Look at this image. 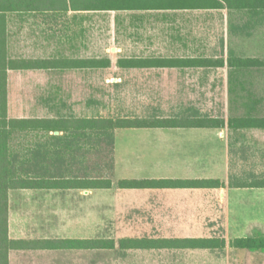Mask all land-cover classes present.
Segmentation results:
<instances>
[{"label": "rangeland", "instance_id": "obj_1", "mask_svg": "<svg viewBox=\"0 0 264 264\" xmlns=\"http://www.w3.org/2000/svg\"><path fill=\"white\" fill-rule=\"evenodd\" d=\"M220 38L194 37V48L205 47L209 50L205 54L218 56V52L211 49L220 50ZM222 39L226 56L264 60V25H257L251 36L231 35ZM150 53L113 52L108 55L115 62L118 57ZM156 53L161 56L194 54L183 51ZM229 71L227 65L183 70L106 68L101 74V71L88 72L85 91L77 94L80 98L49 101V105H53L55 116L181 118L196 110L201 115L225 122L242 116L264 118V71L251 70L232 76ZM99 76L102 77L98 79ZM113 76H120L122 82L119 85L105 82L107 77ZM11 112L16 113L14 108ZM148 132L116 130L114 139L118 153L134 150L136 141ZM193 135L191 174L194 178H218L223 187L198 191L120 188L119 178L129 175L127 160L118 157L113 147H104V143L98 145L92 140L85 144L91 147L86 162L81 161L80 165L73 162L70 166L71 176L79 171L81 176L109 178L111 187L87 189L86 192L56 191L55 237L112 238L116 242L127 237H217L224 239L222 247L56 251L55 264H264V251L235 248L231 244L239 237H264V188L231 186L236 182L249 183L264 178V130L230 131L225 126L198 130ZM72 160L77 161L74 157ZM157 167L161 169L160 165ZM179 172L177 170L176 174Z\"/></svg>", "mask_w": 264, "mask_h": 264}, {"label": "crops", "instance_id": "obj_2", "mask_svg": "<svg viewBox=\"0 0 264 264\" xmlns=\"http://www.w3.org/2000/svg\"><path fill=\"white\" fill-rule=\"evenodd\" d=\"M254 3L251 0H0V51L5 57L0 68L5 73L8 115L46 119L45 125L17 131L9 144L14 175L46 180L47 186L8 190V238L20 242L18 247L9 249L8 264H55L56 251L85 250L53 247L56 191L86 192L87 189L48 185L56 177H85L79 171L71 176L72 156L79 165L86 162L85 150L71 153L70 144L54 140L55 134L63 132L55 131L53 125L49 127L48 121L55 117L49 101L80 98L77 94L85 91L88 72L101 71V74L106 68L192 69L154 66L144 60L127 59L119 63L120 57L114 62L108 54L194 51V37L253 35L254 28L242 32L240 26L243 21L256 18L251 12ZM132 57L135 55L127 56ZM105 82L119 85L122 80L113 76ZM223 128H127L149 132L136 141L135 149L130 152L118 153L114 139L112 147L118 157L127 160L129 172L119 179H218L194 178L191 174L193 132ZM81 146L84 149L85 143L78 141L72 147ZM57 148L63 150L57 154ZM56 157L64 160L60 172L55 169ZM177 170L181 172L176 174ZM200 189L215 188L144 190Z\"/></svg>", "mask_w": 264, "mask_h": 264}, {"label": "trees", "instance_id": "obj_3", "mask_svg": "<svg viewBox=\"0 0 264 264\" xmlns=\"http://www.w3.org/2000/svg\"><path fill=\"white\" fill-rule=\"evenodd\" d=\"M255 3L252 7V15L256 18L248 19L241 23L242 32H250L257 25H264V0H251ZM241 36H251L241 35ZM219 39L220 50L215 54H205L207 48H194L193 55L178 56H161L159 53L151 52L148 55H140L132 58L120 57L118 62L146 61L154 66H178L193 67L194 69L203 68H219L228 66L230 68V76L235 73L250 72L251 70L264 71V60L260 58L247 57L237 58L226 56L224 42ZM201 53V54H199ZM5 62V57L0 51V65ZM163 65V66H164ZM46 119L37 118H12L7 112V90L5 73L0 68V264H8V251L11 248L18 247L19 241H13L8 238V195L7 192L11 188H36L46 187V180L20 178L14 174V165L12 157L9 154V144L13 140V136L17 131H25L34 128L35 125H45ZM49 127L53 125L55 131L63 132L62 135L55 134L53 136L56 142L64 141L66 145L70 144V152L74 153L78 150H85L86 158L88 155L87 147L83 149L72 147L76 142L89 143L94 140L96 144L104 143V147H112L114 142V132L118 129L127 128H174V127H194V128H223L227 126L230 131L243 129H263L264 118L257 116H242L230 118L227 122L222 119L201 115L199 111L194 114L184 115L181 118H163L151 117L150 119H140L129 116H91L77 117L75 115H56L53 120H49ZM79 137V138H78ZM92 143V142H91ZM68 147H65L67 149ZM61 148H57L55 152H61ZM74 157V156H72ZM71 157V158H72ZM85 158V159H86ZM61 157L55 158V169L60 172L62 162ZM74 160H72V163ZM72 165V164H71ZM109 178L88 176L71 177V178H55L48 182L49 187L54 188H81V189H108L111 187ZM117 185L126 189H146V188H219L223 183L218 179H121ZM237 188H264V178L253 180V182H236L231 184ZM224 239L217 237H183V238H121L117 242L112 238H56L53 241L55 249H85V250H104L114 249L118 247L122 250H151V249H216L224 245ZM232 246L240 249L251 251H264V237L258 238H235L231 242Z\"/></svg>", "mask_w": 264, "mask_h": 264}]
</instances>
